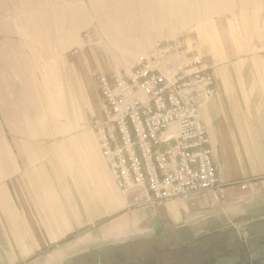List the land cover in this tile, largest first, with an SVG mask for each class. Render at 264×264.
<instances>
[{
	"label": "crops",
	"instance_id": "1",
	"mask_svg": "<svg viewBox=\"0 0 264 264\" xmlns=\"http://www.w3.org/2000/svg\"><path fill=\"white\" fill-rule=\"evenodd\" d=\"M148 43L149 39L142 45ZM27 50L38 51V45L0 44V252L4 259L31 256L34 260L46 254L48 262L65 264L117 237L148 236L146 231L152 229L163 235L182 231L183 222L216 212L209 193L184 202L142 205L136 202V190L120 192L92 127L54 122V108L61 98L54 78L47 79L44 91L38 60L24 57ZM214 72L209 67L213 77ZM84 77L92 120L99 113L101 97L95 84L97 101H93ZM259 79L264 83V77ZM235 80L241 85L238 90L231 86ZM245 83L242 76L217 77L218 92L204 108L222 183L240 181L241 165L249 170L264 162V118L256 121V102ZM258 107H264V101ZM238 188V183L229 186V199L224 202L231 217L241 214L239 204L246 199ZM207 228L186 233L198 235Z\"/></svg>",
	"mask_w": 264,
	"mask_h": 264
},
{
	"label": "rangeland",
	"instance_id": "2",
	"mask_svg": "<svg viewBox=\"0 0 264 264\" xmlns=\"http://www.w3.org/2000/svg\"><path fill=\"white\" fill-rule=\"evenodd\" d=\"M183 3L192 11L188 19L172 13L174 4ZM118 4L131 11L126 29L112 11ZM178 36L187 39L189 48L202 51L215 79L245 77L243 85L256 102L255 119L264 118V107H258L264 101V83L259 79L264 77V0H0V44L38 45V51L22 54L37 58L44 91L47 79L54 78L56 95L61 97L54 108L55 123L91 127L82 76L96 102L95 73L129 68L156 41ZM231 86L238 90L241 85L235 80ZM241 173L248 188H238L246 197L239 204L240 215L227 213V193L225 199L214 200L215 213L183 222L182 231L163 235L152 229L146 231L148 236L117 237L65 264H264V162L249 170L241 165ZM207 226L205 232L191 235ZM4 260L6 264H52L46 254L34 260L31 256L11 260L0 252V264Z\"/></svg>",
	"mask_w": 264,
	"mask_h": 264
},
{
	"label": "built area",
	"instance_id": "3",
	"mask_svg": "<svg viewBox=\"0 0 264 264\" xmlns=\"http://www.w3.org/2000/svg\"><path fill=\"white\" fill-rule=\"evenodd\" d=\"M192 45V43H191ZM101 101L91 120L118 190L156 205L203 193L225 199L204 108L217 94L205 55L178 36L156 41L129 68L93 75ZM247 190L245 180L237 182Z\"/></svg>",
	"mask_w": 264,
	"mask_h": 264
},
{
	"label": "bare ground",
	"instance_id": "4",
	"mask_svg": "<svg viewBox=\"0 0 264 264\" xmlns=\"http://www.w3.org/2000/svg\"><path fill=\"white\" fill-rule=\"evenodd\" d=\"M125 1V0H124ZM179 1V0H178ZM125 5V4H124ZM122 6V4L120 5V4H118L117 5V7H115V8H113V13H115L117 16H118V18L120 19V22H121V24H120V27L121 28H124V29H126V28H128V15H129V13L131 12L130 11V9L129 8H127V7H125V6ZM127 6V5H126ZM173 7V6H172ZM174 11L172 12V13H174V12H179V13H181V14H183L182 15V17H183V19H184V16H186V18L188 19V17H190L191 16V14H192V11L190 10V8H189V6L187 5V4H185V3H183L181 6H180V4L178 5V4H174V7L172 8ZM171 8L168 10V12L170 11V10H172ZM188 42V41H187ZM152 47V46H151ZM116 68H118V69H120V67H116Z\"/></svg>",
	"mask_w": 264,
	"mask_h": 264
}]
</instances>
